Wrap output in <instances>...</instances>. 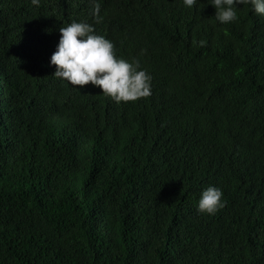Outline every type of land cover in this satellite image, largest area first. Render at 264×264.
<instances>
[{"label": "trees", "instance_id": "obj_1", "mask_svg": "<svg viewBox=\"0 0 264 264\" xmlns=\"http://www.w3.org/2000/svg\"><path fill=\"white\" fill-rule=\"evenodd\" d=\"M97 2L98 24L90 0H0V264H264V16ZM72 21L138 60L152 95L55 77Z\"/></svg>", "mask_w": 264, "mask_h": 264}, {"label": "clouds", "instance_id": "obj_2", "mask_svg": "<svg viewBox=\"0 0 264 264\" xmlns=\"http://www.w3.org/2000/svg\"><path fill=\"white\" fill-rule=\"evenodd\" d=\"M91 15L95 23H101V5L97 0H90ZM36 6L39 0H32ZM191 8L197 0H184ZM216 9L215 18L221 24L238 20L237 5L251 4L256 14L264 16V0H212ZM61 38L58 50L51 57V64L56 67L55 77L68 81L72 86L83 88L89 84L102 89L103 95L119 103L136 102L149 98L151 76L140 69L138 60L131 62L118 57L115 45L103 36L95 33L93 25L87 22L72 21L60 28ZM206 41L199 42L205 47ZM197 41L193 39V47ZM223 192L210 186L202 192L198 211L215 215L225 207Z\"/></svg>", "mask_w": 264, "mask_h": 264}]
</instances>
